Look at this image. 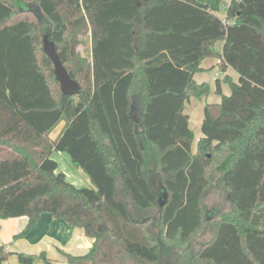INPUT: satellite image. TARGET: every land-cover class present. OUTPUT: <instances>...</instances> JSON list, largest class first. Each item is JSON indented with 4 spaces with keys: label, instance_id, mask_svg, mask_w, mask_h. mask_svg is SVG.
<instances>
[{
    "label": "trees",
    "instance_id": "1",
    "mask_svg": "<svg viewBox=\"0 0 264 264\" xmlns=\"http://www.w3.org/2000/svg\"><path fill=\"white\" fill-rule=\"evenodd\" d=\"M221 2L0 0V218H28L13 239L48 212L93 238L85 254H65L70 263L264 264V0H230L224 20ZM45 33L77 94L61 92ZM206 57L238 79L224 76L228 95L216 79L221 99L215 112L204 105L193 150L184 107L209 94L193 77ZM54 151L89 186L57 172ZM213 183L230 207L208 221L202 198ZM119 187L156 217L134 218ZM203 228L211 235L194 249ZM10 254L0 244V264ZM15 255L55 264L44 252Z\"/></svg>",
    "mask_w": 264,
    "mask_h": 264
},
{
    "label": "crops",
    "instance_id": "2",
    "mask_svg": "<svg viewBox=\"0 0 264 264\" xmlns=\"http://www.w3.org/2000/svg\"><path fill=\"white\" fill-rule=\"evenodd\" d=\"M230 0H225L221 2L224 9L221 11L215 12L217 16L221 19H225V10L228 6ZM221 10V9H220ZM222 42L216 43V49L221 51ZM219 58L217 57H206L200 63V71L194 73L193 77L197 82H207L210 91L206 96H202L201 98L191 97L190 101L185 104L184 111L189 115V127L191 128V118L192 112L191 107L188 109V105H192L197 99L201 100L203 98L209 97L212 93L211 82L208 80L210 78L211 73L213 72V76L216 79H219L221 92L225 95L230 93L229 85L223 80L224 76L230 77L233 82H236L238 79V74L231 67H227L224 71H220L218 68ZM224 87H226L224 89ZM216 90V86H215ZM213 90V93L210 96L211 101H205L202 108H204L205 104H211L213 106V112L216 111V106L220 102V95ZM203 110V109H202ZM203 113L200 121L196 122L199 127V133L197 135L193 132V142L192 148L195 150L196 142L198 138L202 135L200 125L202 121ZM198 119V118H197ZM59 125V127H58ZM64 126V121L61 120L49 133L48 137L50 139H54L60 133L61 129ZM55 152V151H54ZM54 152L51 153L50 157L52 159ZM59 155L62 156L63 160L68 164H71L69 156L64 152H59ZM55 160V159H54ZM57 162V160H55ZM72 166V165H71ZM64 168L59 166L57 162V170L63 171L65 174ZM77 169V174L81 177L83 176L85 179H89L87 175L80 170ZM78 169L81 171L79 172ZM72 183V182H71ZM28 221L27 216H17V217H9V218H0V244L5 246V249L11 254L7 257V259L2 264H21L15 255L16 252H25L29 254H39L40 252H44L46 257L50 259L55 264H76L70 263L65 254H69L72 256H79L85 254L93 243V238L84 234V231L79 227H73L68 225L63 219L55 218L48 212H42L38 218L36 224L31 228V230L24 236L18 239H13V236L18 234L23 228L26 226ZM36 264H42L40 259L36 260Z\"/></svg>",
    "mask_w": 264,
    "mask_h": 264
},
{
    "label": "rangeland",
    "instance_id": "3",
    "mask_svg": "<svg viewBox=\"0 0 264 264\" xmlns=\"http://www.w3.org/2000/svg\"><path fill=\"white\" fill-rule=\"evenodd\" d=\"M225 0H223L224 2ZM224 5L221 7V12ZM84 38V46H83V53L86 55H90V39L89 36H85ZM208 80L211 82V89L212 93L213 90H215V77L213 76V72L211 73L210 78ZM226 87H224L225 89ZM211 93V94H212ZM207 98H203L201 100L197 99L192 105H188V109L191 107V112H192V118H191V128L194 131V134L197 135L199 133V127L196 122L200 121L202 113H203V104L205 101H211L210 96ZM198 118V119H197ZM199 123V122H198ZM59 127V125H58ZM193 149V148H192ZM55 154L53 155V158L57 160L59 163V166L64 168L65 172V177L69 182H72L76 187H82V186H89V182L87 179H85L83 176L81 177L78 175L77 169L71 164H67L61 155H59V152H54ZM81 170V169H80ZM79 169L78 171L81 172ZM60 170H57L59 172ZM63 172V171H62ZM215 182V180H213ZM118 197L123 198L127 201L128 203V210L132 214V216L136 219L142 220L144 218H148L150 216L156 217V209L152 210H147V211H141L138 208H136L131 201L125 196L123 190L121 187H119L118 190ZM202 205L205 211V216H207L208 221L213 220L216 218L217 214L222 211H227L230 207L229 203L227 202L225 198V191L223 187L218 184V183H213L204 193L203 198H202ZM106 226L104 223L100 224V228L102 227L101 225ZM107 229V227H106ZM155 232V231H153ZM211 235V231H209L207 228L201 229L192 239L191 246L192 248L196 249L200 244L205 242L206 240L209 239ZM173 259V258H171Z\"/></svg>",
    "mask_w": 264,
    "mask_h": 264
},
{
    "label": "water",
    "instance_id": "4",
    "mask_svg": "<svg viewBox=\"0 0 264 264\" xmlns=\"http://www.w3.org/2000/svg\"><path fill=\"white\" fill-rule=\"evenodd\" d=\"M42 45H43L44 52L47 54V56L53 63L54 74H55L57 81L59 82L61 92L63 94H68V95L77 94L80 90V85L76 80L72 79L68 75L65 67L63 66L55 50L54 43L53 41L49 39L47 33L43 35ZM165 198H166V195L164 194L163 198L160 200V203H159L160 206L163 205ZM101 226L103 230L106 229V226H104L103 224Z\"/></svg>",
    "mask_w": 264,
    "mask_h": 264
}]
</instances>
